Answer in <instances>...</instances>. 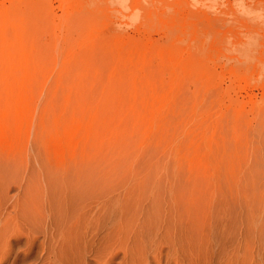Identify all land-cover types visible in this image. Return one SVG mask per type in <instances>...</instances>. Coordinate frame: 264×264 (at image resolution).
Returning a JSON list of instances; mask_svg holds the SVG:
<instances>
[{"label":"rangeland","instance_id":"obj_1","mask_svg":"<svg viewBox=\"0 0 264 264\" xmlns=\"http://www.w3.org/2000/svg\"><path fill=\"white\" fill-rule=\"evenodd\" d=\"M260 77L264 0H0L1 219L58 195L145 206L158 226L185 200L264 214Z\"/></svg>","mask_w":264,"mask_h":264},{"label":"bare ground","instance_id":"obj_2","mask_svg":"<svg viewBox=\"0 0 264 264\" xmlns=\"http://www.w3.org/2000/svg\"><path fill=\"white\" fill-rule=\"evenodd\" d=\"M58 197L45 201L39 218L26 215L27 201L14 205L20 222L0 217V264L12 258L19 242L26 264H161L164 258L173 264H264V214L257 204H247L245 218L233 221L195 215L199 209L185 200L167 209L160 227L159 219L145 218L149 210L135 203L70 204ZM225 240L231 245L220 248Z\"/></svg>","mask_w":264,"mask_h":264},{"label":"clouds","instance_id":"obj_3","mask_svg":"<svg viewBox=\"0 0 264 264\" xmlns=\"http://www.w3.org/2000/svg\"><path fill=\"white\" fill-rule=\"evenodd\" d=\"M139 11V10H137ZM264 83V77L258 78V80L255 82V84Z\"/></svg>","mask_w":264,"mask_h":264}]
</instances>
